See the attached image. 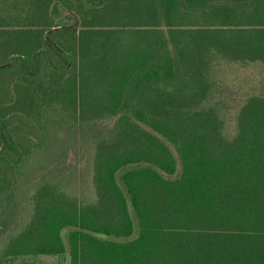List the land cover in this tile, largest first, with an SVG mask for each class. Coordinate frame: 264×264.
I'll list each match as a JSON object with an SVG mask.
<instances>
[{
    "label": "trees",
    "instance_id": "16d2710c",
    "mask_svg": "<svg viewBox=\"0 0 264 264\" xmlns=\"http://www.w3.org/2000/svg\"><path fill=\"white\" fill-rule=\"evenodd\" d=\"M95 1L50 33L71 0L0 1L9 114L37 137L0 113V264H264V0ZM250 67L259 85L228 79ZM52 105L92 124L95 200L69 192L66 155L33 163Z\"/></svg>",
    "mask_w": 264,
    "mask_h": 264
},
{
    "label": "rangeland",
    "instance_id": "374dc122",
    "mask_svg": "<svg viewBox=\"0 0 264 264\" xmlns=\"http://www.w3.org/2000/svg\"><path fill=\"white\" fill-rule=\"evenodd\" d=\"M97 1L99 0H96L94 3H96ZM71 2L74 4V6H76L77 10L79 11V14L75 12L79 18V24L77 26V29L84 28L82 26L83 13L79 10L78 0H71ZM80 4H87V2L86 0H81ZM88 4L90 3L88 2ZM94 5L98 6L97 3ZM60 8L62 10V16L56 18L55 21L73 24L75 22V19L74 17L69 16V14L71 15V12H68L66 10V7L64 6ZM49 50L50 52H52L50 48ZM42 58L43 65L41 72L42 74L40 75L41 77L43 76V74H45V70L43 71V69H48L46 60L47 58H45V56H42ZM9 59L10 56H7L6 59L1 57L0 61H4L5 63V60L8 61ZM4 66L6 65H2L4 70L3 73L0 74V113H7L5 118H8L7 120L9 124L12 127H15L16 125L19 127L16 132L17 137H22V141H26L24 140V138L28 137V139L30 140L29 142H36L37 137L33 135V130L30 126L27 127L28 130H26V132L23 127H21L20 122H18V120L13 123L14 120L12 121L11 119V115L9 114L10 112H12L11 106L15 103L13 100L17 99V91L13 87V81L20 80L21 78H19L20 75L17 77L15 72L17 65H13L9 68V70L6 67L4 68ZM43 77L45 79V76ZM240 77H244L246 79L249 77H253L255 81L257 80L256 83L258 85L261 83L262 79L261 74L257 71V68L254 67H250L248 69L240 68L239 71H233L231 72V77L228 79L231 82L235 81L239 83L241 81ZM252 89L253 88L247 90ZM51 107L52 111H49L48 115H44V121L46 122V127L48 129L46 132L40 130L42 132L40 133L42 136V145L39 147V149L36 148L37 152L34 153L35 158L33 160V163L35 161H38V163H48L52 157L62 158L66 155L67 171L65 172L70 177V180L67 185L69 192L78 196L84 201L95 200L96 193L93 185V155L95 150L93 148V134L91 130L92 124L87 125L84 133L77 134V132L73 128H71L70 124L65 123L63 120L61 121L60 115H58L57 112L58 105H52ZM224 113L226 114V117L228 119L227 128L230 131H233L235 127L234 110H229L228 108ZM108 122L110 121L108 120ZM98 125L100 130L104 129L105 120L99 121ZM35 132L39 134V129H37ZM0 169L2 170L1 159ZM42 171L45 172L47 170ZM42 171L35 172L32 175L34 177L37 175H42ZM69 262V254L56 256L25 255L14 258L11 261H8L6 264H69Z\"/></svg>",
    "mask_w": 264,
    "mask_h": 264
},
{
    "label": "water",
    "instance_id": "95a60500",
    "mask_svg": "<svg viewBox=\"0 0 264 264\" xmlns=\"http://www.w3.org/2000/svg\"><path fill=\"white\" fill-rule=\"evenodd\" d=\"M71 13H73V11H71V10H69ZM74 15H75V17H76V21L73 23V24H70V25H67V26H58V27H53V28H51V29H49L48 31H47V33H50L51 31H53V30H57V29H60V28H62V27H65V28H74V27H77L78 26V24H79V18H78V16L74 13ZM52 41V40H51ZM55 45H57L58 47H59V45L56 43V42H54V41H52Z\"/></svg>",
    "mask_w": 264,
    "mask_h": 264
},
{
    "label": "flooded vegetation",
    "instance_id": "af4514ba",
    "mask_svg": "<svg viewBox=\"0 0 264 264\" xmlns=\"http://www.w3.org/2000/svg\"><path fill=\"white\" fill-rule=\"evenodd\" d=\"M69 12H70V11H69ZM74 13H75V12L71 13V15L74 17V19H75V21H76V17H75V15H74ZM75 14H76V13H75ZM76 15H77V14H76ZM45 58L50 59L49 56H45Z\"/></svg>",
    "mask_w": 264,
    "mask_h": 264
}]
</instances>
